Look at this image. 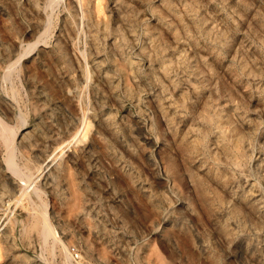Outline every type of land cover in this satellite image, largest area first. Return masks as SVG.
Returning a JSON list of instances; mask_svg holds the SVG:
<instances>
[{
    "label": "rangeland",
    "instance_id": "1",
    "mask_svg": "<svg viewBox=\"0 0 264 264\" xmlns=\"http://www.w3.org/2000/svg\"><path fill=\"white\" fill-rule=\"evenodd\" d=\"M0 264H264V0H0Z\"/></svg>",
    "mask_w": 264,
    "mask_h": 264
},
{
    "label": "bare ground",
    "instance_id": "2",
    "mask_svg": "<svg viewBox=\"0 0 264 264\" xmlns=\"http://www.w3.org/2000/svg\"><path fill=\"white\" fill-rule=\"evenodd\" d=\"M79 4H80V3H79ZM98 4H99V3H98ZM99 6H101V5H99ZM99 6H98V7H99ZM101 9H102V7H101ZM80 14H81V13H80ZM81 31H82V29H81ZM77 34H78V33H77ZM83 58H84V57H83ZM85 66H86V65H85ZM85 66H84V67H85ZM84 82H85V81H84ZM215 89H216V88H215ZM72 105H73V104H72ZM73 109H74V108H73ZM76 111H77V110H76ZM19 120H20V119H19ZM12 133H13V132H12ZM87 133H88V131H87ZM94 139H95V138H94ZM11 148H12V147H11ZM60 148H61V147H60ZM10 159H11V158H10ZM10 161H11V160H10ZM31 180H32V179H31ZM23 189H24V188H23ZM22 191H23V190H22ZM31 198H32V197H31ZM35 198H36V196H35ZM32 201H33V200H32ZM37 201H38V200H37ZM36 203H37V202H36ZM36 207H37V205H36ZM34 214H35V213H34ZM45 223H46V222H45ZM45 223H44V224H45ZM4 224H5V223H4ZM41 224H42V223H41ZM45 225H46V224H45ZM46 226H47V225H46ZM49 229H50V228H49ZM46 230H47V229H46ZM41 233H42V232H41Z\"/></svg>",
    "mask_w": 264,
    "mask_h": 264
}]
</instances>
